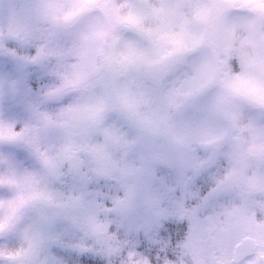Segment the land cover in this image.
<instances>
[{
	"label": "clouds",
	"instance_id": "clouds-1",
	"mask_svg": "<svg viewBox=\"0 0 264 264\" xmlns=\"http://www.w3.org/2000/svg\"><path fill=\"white\" fill-rule=\"evenodd\" d=\"M70 2L0 0L8 49L27 52L26 63L62 53L52 82L19 107H9L15 76L0 75V129L16 134L0 135V264H65L50 236L79 195L61 180L70 159L84 156L116 177L109 221L151 213L143 162L113 159L107 133L116 121L125 151L221 148L226 167L214 187L231 197L207 222L210 234L242 264H264V210L253 203L264 204V0H82L87 11L66 23ZM17 24L26 41L15 38ZM22 192L26 203L9 220L4 206ZM101 255L105 264H153L131 244ZM194 264H217L216 253Z\"/></svg>",
	"mask_w": 264,
	"mask_h": 264
},
{
	"label": "rangeland",
	"instance_id": "rangeland-1",
	"mask_svg": "<svg viewBox=\"0 0 264 264\" xmlns=\"http://www.w3.org/2000/svg\"><path fill=\"white\" fill-rule=\"evenodd\" d=\"M25 32L24 26L17 24L15 38L26 41ZM61 54V49L57 47L49 60L26 63L29 54L8 49L0 37V75H14L19 85L18 98L9 107H19L26 102L29 94H35L52 82L57 75L55 68ZM40 66L50 73L46 80L39 72ZM121 131L120 123L116 121L107 133L114 142L111 146L113 159L119 160L123 154L133 163L143 162L139 180L142 191L150 199L151 213H127L109 221L105 213L110 209L105 205L115 197L116 177L108 169L92 166L84 156L70 159L65 164V175L61 180L79 195L67 202V211L54 224L50 236L51 252L65 264H75L83 255L81 252L110 255L119 250L121 241L109 230L110 226L134 238L141 236L154 242L157 240L155 230L162 221L184 219L189 222L188 239L181 247L178 260L169 264H194L196 260H205L209 252L216 253V261L230 264L233 253L222 240L210 234L211 226L207 223L231 197L228 190L214 187L216 177L226 167L224 151L221 148L192 146L186 152L175 154L151 143L142 144L134 151H125L120 144ZM206 182L211 183L210 187L200 192V184ZM9 202L4 206L8 213ZM253 203L256 208L264 210L260 201ZM119 206L127 208L128 198L120 201ZM82 208L88 209L87 214L81 213Z\"/></svg>",
	"mask_w": 264,
	"mask_h": 264
},
{
	"label": "snow or ice",
	"instance_id": "snow-or-ice-1",
	"mask_svg": "<svg viewBox=\"0 0 264 264\" xmlns=\"http://www.w3.org/2000/svg\"><path fill=\"white\" fill-rule=\"evenodd\" d=\"M89 5L87 3L82 2V0H71L69 5L61 10V16L66 23L73 22L78 16L87 11ZM39 72L42 75L43 79L46 80L50 73L44 66H40ZM0 135H8L9 137H13L16 134L11 131V129L3 130L0 129ZM26 203V196L22 192L20 193L15 201L9 202V220L15 218L18 209ZM185 226L183 222H176L174 219H167L162 222V224L158 227L157 233L163 239L168 241V248L174 246V241L180 239L184 233ZM139 249L144 251L150 258L155 259L154 253L157 251V246L154 244H150L146 240H141L138 245ZM167 251V249H166ZM81 255L78 259L77 264H104V261L96 254L81 252ZM169 256L172 255L171 251H167ZM75 260L76 258L73 257Z\"/></svg>",
	"mask_w": 264,
	"mask_h": 264
},
{
	"label": "trees",
	"instance_id": "trees-1",
	"mask_svg": "<svg viewBox=\"0 0 264 264\" xmlns=\"http://www.w3.org/2000/svg\"><path fill=\"white\" fill-rule=\"evenodd\" d=\"M209 182H206L204 184H200V192H204V190L208 189L210 187ZM204 194V193H202ZM176 222H183L185 229H184V233L182 235V237L176 241H174V246L171 247L170 249L168 248V241L167 240H163L157 233V229L155 230V237L157 238L156 241H148L150 244H154L157 246V251L156 253H154V257L155 259H153V264H163L164 261H168V262H176L178 260V257L180 255V250L181 247L187 242L188 239V230H189V222L182 219V220H176L174 219ZM163 222V221H162ZM162 224V223H161ZM109 230L111 232H114V234L118 237V239L121 241V244H131V246L135 249H139L138 245L140 244L141 240H146V238L143 237H136L134 238L132 235H127L125 233L120 232L119 230H116L113 226L109 227ZM171 251L172 255L169 256L167 254V251ZM119 251V250H118ZM117 251V252H118ZM144 252V251H143ZM114 254V253H113ZM103 261L105 264V260H104V255L101 254H97ZM112 255V254H110ZM80 257V256H79ZM78 257V259H79ZM78 259L75 261V264H77Z\"/></svg>",
	"mask_w": 264,
	"mask_h": 264
},
{
	"label": "water",
	"instance_id": "water-1",
	"mask_svg": "<svg viewBox=\"0 0 264 264\" xmlns=\"http://www.w3.org/2000/svg\"><path fill=\"white\" fill-rule=\"evenodd\" d=\"M14 100L10 101L9 103H12ZM243 261V255L242 254H232V259L230 260L231 264H240ZM217 264H224L223 261L219 260Z\"/></svg>",
	"mask_w": 264,
	"mask_h": 264
}]
</instances>
